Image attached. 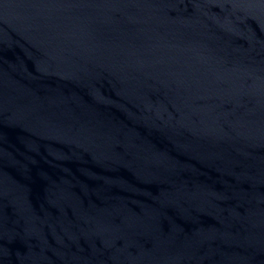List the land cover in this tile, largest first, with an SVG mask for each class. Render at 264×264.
Returning <instances> with one entry per match:
<instances>
[{
  "label": "water",
  "instance_id": "water-1",
  "mask_svg": "<svg viewBox=\"0 0 264 264\" xmlns=\"http://www.w3.org/2000/svg\"><path fill=\"white\" fill-rule=\"evenodd\" d=\"M0 253L264 264V0H0Z\"/></svg>",
  "mask_w": 264,
  "mask_h": 264
}]
</instances>
